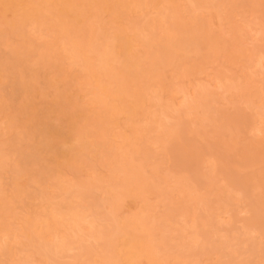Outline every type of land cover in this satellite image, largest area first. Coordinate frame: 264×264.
I'll return each mask as SVG.
<instances>
[{
  "label": "rangeland",
  "instance_id": "obj_1",
  "mask_svg": "<svg viewBox=\"0 0 264 264\" xmlns=\"http://www.w3.org/2000/svg\"><path fill=\"white\" fill-rule=\"evenodd\" d=\"M129 1L131 7L115 23L110 10L88 8V24L108 36L118 28L133 36L136 23L145 44L134 42L133 51L145 67L158 43L150 33L164 36L172 27L175 7L179 21L192 28L203 25V42L215 40L219 45L188 49L181 63L159 68L162 77L150 79L143 109L135 116L119 111L114 122L107 111L118 101L101 93L108 105L95 102L92 85L84 77L86 71L70 50L69 32L62 33L57 24H40L29 17L22 20L21 5L0 4V52L12 55L18 49L27 55V63L37 71L35 88L44 93L34 101L42 109L56 100L57 93L69 94L70 88L73 103H77L73 111L82 113L77 130L85 122L100 119L107 129L100 137L96 126H88L91 134L83 139L87 147L103 142L104 148L117 155L115 159L101 152L100 162H94L87 147L66 129L71 136L69 145L76 146L69 153L78 162L70 165L63 157L61 165L55 159L48 161L44 183H35L32 174L23 175L19 179L23 193L16 194L12 139L19 140L16 147L26 157L22 163L28 171L43 169L39 153L30 145L31 126L20 123L11 129V116L28 98L22 87L9 101L10 107L0 109V162L5 165L0 177V207L6 204L14 211L0 221L10 225V232L0 230V264H111L109 251L103 247L106 238L99 231H108L113 222L144 219L152 229L135 233L151 234L152 243L159 248L153 250L155 259L142 254L140 264H264V0ZM159 20L167 22L165 27L157 28ZM89 54L97 65L96 54ZM111 65L122 67L121 59L114 58ZM20 72L23 83L33 74L29 69ZM3 82L0 104L12 92L8 79ZM145 148L151 155H145ZM132 150L135 159L142 160L145 184L134 181L127 191L119 186L127 180L121 179L115 167L117 158ZM77 178L88 183L89 191L82 197L76 193L68 196L78 214L75 218L66 208L55 209L64 194L53 182L75 185ZM28 216L37 217L34 234L44 245L40 251L26 245ZM70 234L75 239L69 244ZM115 239L118 261L123 264L125 236L117 232ZM196 247L200 248L196 251ZM53 252L54 260L44 258V253Z\"/></svg>",
  "mask_w": 264,
  "mask_h": 264
},
{
  "label": "bare ground",
  "instance_id": "obj_2",
  "mask_svg": "<svg viewBox=\"0 0 264 264\" xmlns=\"http://www.w3.org/2000/svg\"><path fill=\"white\" fill-rule=\"evenodd\" d=\"M152 1L158 3V0ZM108 2V0H0V4L3 6H23L24 10L21 15L22 20L29 17L38 21L40 24L48 22L52 25L57 24L62 33L69 32L70 50L75 53L74 57L76 62L83 65L84 71H86L84 77H86L88 83L92 85L90 91L96 96L95 102L103 103L105 106L108 105V103L100 98L101 93H107L109 96H112L114 100L118 101L117 104L111 106V110L107 111L109 118L114 122L119 111L127 110L132 116H135L143 109V105L147 102L145 98V88L149 85L150 79H160L162 77L160 75L161 73L158 72L159 68L172 65L176 62L181 63L184 59L183 54L188 49L197 50L202 46L215 49L219 44L215 40H211L207 44L203 42L205 40L202 31L204 29L203 25H201L200 28H192L188 26V24L179 21V12L175 7L171 15V18H174L172 27L169 28L164 36L156 35L151 31V38H158V43L153 52L154 54L149 55L151 60L149 66L145 67L138 59L139 57L136 52L133 51L134 42L139 41L145 44L140 38L141 29L136 23L133 25V36H130L125 30L120 28L115 31L114 35L108 36L105 32H97L88 24L91 14H87V9L93 6L101 7L104 10H110L113 13V23L123 17L125 11L131 7V2L129 0H111L110 3ZM166 23V21L159 20L156 26L161 29L163 26L165 27ZM19 34L23 35L24 33L22 31ZM90 52L96 54L94 58L98 61L97 65L92 63ZM161 56H163V59ZM114 58L118 60L121 59L122 67H114L111 65V61ZM27 61V55H24V53L20 52L18 49L13 51L12 55L10 53L3 54L0 52V88L4 87L3 80L8 79L9 87L12 89V92L7 96V101L0 104V109H7L10 107L11 103L9 101L16 98L21 89L24 88V91L28 94V98L25 103L15 109V114L11 116V129H15L20 123L25 126H31L32 143L30 145L39 153V163H42L41 167L43 168L37 173L28 171V168L22 163V159L26 157L16 147L19 140L17 138L12 139L10 145L13 147V150L10 152L15 156L12 171L15 174L13 183L16 194L23 193V186L19 182V179L23 175L30 176V174H32L31 177L35 180V183H44V177L49 173L44 170V166L48 161L55 159L58 164L61 165L59 160L63 157L66 159L67 163H71L70 165L78 162V158L76 156H71L69 153L70 150L76 149L74 144L69 145V139L71 137L69 132H73L74 140L82 144L83 148L87 147L83 139L91 134V131L87 130L88 126H96V132H98V136L100 137H103L107 132V129L103 126V121H101L102 119L96 123L85 122L83 126L81 125L80 129L77 130V122L79 121L77 119L82 118V113L73 111L77 103H73L74 98L70 92V88L69 94L68 92L57 93L56 100L45 104L44 108L41 109L34 100L37 97H43L44 93L35 88L38 78L36 74L37 71H34ZM28 69L31 70L33 74H31V79L27 81V83H23L20 78L22 75L20 71L28 72ZM100 77L104 78L102 79ZM113 84L115 86L111 88ZM66 101H69V105L64 104ZM177 124L179 125V123ZM66 129H69L68 133ZM134 130L135 132L137 131L136 129ZM104 147L105 144L103 142H97L91 147L88 146L87 151L90 159L94 162H100L101 159H99L98 154L101 152L108 153V156L110 155L116 159V153L110 151V148L106 149ZM0 152L2 153L1 150ZM150 152L148 148H145L146 156L151 155ZM134 154L135 151L132 150L126 153L124 157H119V159L117 158L116 160L115 172L120 174L122 180H127L125 184H119V186L125 189L127 188V191H131V186L134 181L136 183L140 182L141 184L142 182L145 184L141 174L142 160H136ZM4 166V163L0 162V177ZM69 168L74 169L70 166ZM74 170L75 172L79 171L78 169ZM53 185L64 194L62 200L55 209L59 210L60 208H66L70 211L71 216L76 218L78 214L76 211H73L72 207L69 205L70 201L69 203L67 201L68 196L70 197L74 193L78 194L80 197L84 196V194L89 191L88 183L81 178H77L75 185H64L62 181L58 180L54 181ZM186 187L187 190H192L191 186L187 185ZM2 192L3 191L0 189V196ZM169 210L170 208L168 211ZM13 212L12 207L6 204L0 207V221L5 220L8 216L13 214ZM175 212L176 210L173 211V213ZM168 213L172 214V212ZM171 216L172 215H170V217ZM209 219L208 221H211V218ZM110 220L114 221V218L110 217ZM25 223L26 245L40 251L43 249L44 245L34 234L38 225L37 217L28 216ZM112 225V228L108 231L107 229L98 230L99 235H104V238H106V244L103 247L106 248V251H109L112 261L111 264H120L118 261L120 255L118 254L116 246L117 239H115L117 232L125 236L124 245L126 247V252L122 258L124 261L123 264H140L139 258L142 254H145L150 259H155L156 255L153 250L157 247L159 248V246L155 247V243H152V235H138L135 233V230H144V232L148 230V233L152 229L145 219L140 222L123 221L122 223L116 222V224L113 222ZM9 226L7 222H0V230L9 231ZM98 231L96 233H98ZM72 234L69 235L66 241L69 244L75 239ZM202 234L204 235V233H201V235ZM209 234L211 233L209 232ZM149 235H151V239ZM207 236L209 235L206 233V237ZM208 241H210V239ZM219 244H217L218 247ZM189 245L187 246L191 247V245ZM213 248L215 247L213 246ZM86 249L88 251L92 250V248L89 249V247ZM176 250L178 251V249ZM181 251L182 248L180 252ZM183 254L185 253L183 252ZM183 254L181 253V256ZM44 258L54 260L55 253L53 252L51 255L44 253Z\"/></svg>",
  "mask_w": 264,
  "mask_h": 264
}]
</instances>
